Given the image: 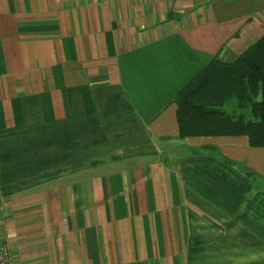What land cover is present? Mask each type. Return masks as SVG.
Instances as JSON below:
<instances>
[{"label": "crops", "instance_id": "0c3cea01", "mask_svg": "<svg viewBox=\"0 0 264 264\" xmlns=\"http://www.w3.org/2000/svg\"><path fill=\"white\" fill-rule=\"evenodd\" d=\"M263 34L264 0H0L11 264H264V147L172 103Z\"/></svg>", "mask_w": 264, "mask_h": 264}, {"label": "trees", "instance_id": "16d2710c", "mask_svg": "<svg viewBox=\"0 0 264 264\" xmlns=\"http://www.w3.org/2000/svg\"><path fill=\"white\" fill-rule=\"evenodd\" d=\"M172 103L177 106L179 139L244 136L251 147L263 148L264 34L232 61L215 57ZM243 168L257 175L254 169Z\"/></svg>", "mask_w": 264, "mask_h": 264}, {"label": "built area", "instance_id": "2783aa9c", "mask_svg": "<svg viewBox=\"0 0 264 264\" xmlns=\"http://www.w3.org/2000/svg\"><path fill=\"white\" fill-rule=\"evenodd\" d=\"M5 200L0 195V215H4L5 212ZM13 259V253L8 242H2L0 244V264H11ZM131 264H145L140 262H134Z\"/></svg>", "mask_w": 264, "mask_h": 264}, {"label": "rangeland", "instance_id": "374dc122", "mask_svg": "<svg viewBox=\"0 0 264 264\" xmlns=\"http://www.w3.org/2000/svg\"><path fill=\"white\" fill-rule=\"evenodd\" d=\"M226 108L229 110V107L228 106ZM185 148H188V147H185ZM200 149L202 150V148H200ZM203 150H205V152H211V151H207V148H203ZM234 166L238 167V169H237L238 171H240V172L242 171L240 169V166L239 165H234ZM255 171L257 172V175H249L247 173V171L245 173L243 171L242 173L244 174V177H247V182H249V185H251L255 189H258L259 187L264 188V176L261 175V174H259V172L257 170H255Z\"/></svg>", "mask_w": 264, "mask_h": 264}]
</instances>
